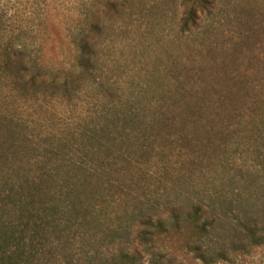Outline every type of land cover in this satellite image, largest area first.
<instances>
[{
	"label": "trees",
	"instance_id": "16d2710c",
	"mask_svg": "<svg viewBox=\"0 0 264 264\" xmlns=\"http://www.w3.org/2000/svg\"><path fill=\"white\" fill-rule=\"evenodd\" d=\"M67 3L75 10H66ZM207 3L183 0L180 33L191 30ZM134 5V0H0V76L14 89L49 93L52 106L103 87L101 46L109 20ZM259 59L257 66L249 61L243 79L231 84L235 95L219 89L214 97L207 88L201 96H167L162 81L139 72L122 92L114 87L103 88V95L94 92L95 103L88 102L77 121L51 117L50 133H28L25 124L1 115L0 264H59L77 242L115 234L111 217L140 221L138 241L148 264L185 259L211 264L244 249L243 239L260 243L264 225L259 228L249 217L247 208L254 204L246 206L242 192H197L212 201L206 202L210 217L201 204L183 216L172 211L168 220L144 213L154 209L152 200L179 193L166 192L172 186L208 187L212 176L206 165L211 159L212 166L221 159L229 163L232 144L246 138L264 167V56ZM246 109L254 112L248 120L239 113ZM232 207L238 215L230 213ZM98 253L92 252L94 258ZM89 264L142 262L140 255L121 250Z\"/></svg>",
	"mask_w": 264,
	"mask_h": 264
},
{
	"label": "rangeland",
	"instance_id": "374dc122",
	"mask_svg": "<svg viewBox=\"0 0 264 264\" xmlns=\"http://www.w3.org/2000/svg\"><path fill=\"white\" fill-rule=\"evenodd\" d=\"M85 1L89 3L91 0ZM134 4L130 13L109 20L112 27L101 46L104 68L100 83L103 87H93L70 103L56 102L52 106L49 93L14 89L8 85L9 79L1 75L0 116L7 115L25 124L28 133L46 134L50 133L51 117L58 121H77L88 102L90 106L95 103L96 99H92L98 90L101 95L104 94L103 88L114 87L122 92V88L126 89L132 82L135 84L139 72L140 77L146 74L152 81H162L167 96H201L205 89L211 88L212 96L216 97L219 89L222 95L229 96L232 92L235 95L237 90L232 89L231 84L243 79L240 73L248 62L254 66L262 63L259 58L264 56V0H208L206 8L198 11L196 24L185 34L178 29L185 9L183 0H134ZM22 6L28 7L29 3L23 1ZM66 6L69 8L66 10H75L73 4L67 3ZM185 68L187 73H184ZM239 113L246 120L254 114L247 109ZM229 150L232 154L229 163L221 159L212 166L211 159L206 165L212 176L208 187L172 186L166 192L179 193L152 200L150 203L155 207L150 211L143 205L144 213L168 220L172 211L183 216L193 205L201 204L206 210L205 215L210 217L212 207H207L209 203L206 202H211L212 206V201L201 198L197 192H220L223 188L222 192H242L246 206L254 204V207L247 208V213L258 220L261 228L264 225V188L260 182L264 181V167L260 160L252 157L253 146L247 138L232 144ZM231 178L236 180L233 179L232 183ZM256 179L261 181L258 183ZM231 210L232 215H238L234 207ZM108 224L117 229L115 234H102L97 241L77 242L59 264L95 263L98 258L121 250L140 255L142 264H148V256L138 241L142 228L140 221L111 217ZM258 234L264 236V232ZM243 243L244 249L229 252L227 260L211 264H264V239L255 245L248 239H243ZM95 250L99 251L96 258L92 255ZM182 264L204 263L185 259Z\"/></svg>",
	"mask_w": 264,
	"mask_h": 264
}]
</instances>
